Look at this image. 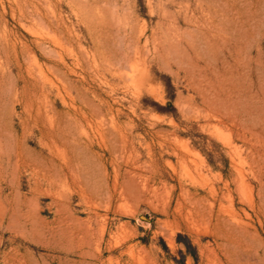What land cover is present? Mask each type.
I'll list each match as a JSON object with an SVG mask.
<instances>
[{"label":"rangeland","instance_id":"374dc122","mask_svg":"<svg viewBox=\"0 0 264 264\" xmlns=\"http://www.w3.org/2000/svg\"><path fill=\"white\" fill-rule=\"evenodd\" d=\"M0 264H264V0H0Z\"/></svg>","mask_w":264,"mask_h":264}]
</instances>
